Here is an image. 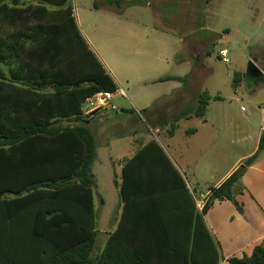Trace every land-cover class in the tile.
Segmentation results:
<instances>
[{"label": "trees", "instance_id": "1", "mask_svg": "<svg viewBox=\"0 0 264 264\" xmlns=\"http://www.w3.org/2000/svg\"><path fill=\"white\" fill-rule=\"evenodd\" d=\"M241 77L235 75V87ZM192 80V71L159 79L178 81L184 89ZM117 90L81 33L70 0H0V264H219L218 245L205 216L217 201L237 203L244 173L264 150V131L258 151L222 184L209 189L203 210L188 213L174 239H167L172 228L160 225V212L149 204L141 214H150V221L131 226L129 206L136 200L128 189L131 171L153 176L165 174L169 167L184 187L159 143L149 142L124 166L125 211L98 252L93 172L97 138L86 124L62 122L81 119L87 99ZM214 100L222 97L200 92L195 102L189 101L167 120L169 136L179 121L204 118ZM161 103L159 99L142 112L155 115ZM144 190L142 196L166 189ZM180 190L192 201L189 189ZM133 230L148 238H133ZM227 264H264V244L250 256L229 258Z\"/></svg>", "mask_w": 264, "mask_h": 264}, {"label": "rangeland", "instance_id": "2", "mask_svg": "<svg viewBox=\"0 0 264 264\" xmlns=\"http://www.w3.org/2000/svg\"><path fill=\"white\" fill-rule=\"evenodd\" d=\"M70 1L93 50L105 63L117 68L119 80L132 79L139 73L141 65L150 63L149 60L168 48L172 57L179 60L185 56L192 63L175 67L172 72L184 75L192 71L195 78L191 81V86L194 84L195 87L193 94L206 91L213 97H222V100L210 102L204 118L179 121L173 140H170V125L166 122L174 115V110L169 111L165 98L156 114L150 116L142 111L159 98L147 101L148 98L139 94V109L132 112L133 116L126 111L131 108L128 98L114 97L111 103L118 107L119 113L91 121L94 130L97 127L115 129L117 135L98 134L101 136L98 143L100 159L109 160L110 156L126 154L132 148L133 136L138 140L154 138L163 145L171 144L170 150L178 154L185 148L194 151L207 130H202L200 136H192L187 130L200 127L204 120L216 127V151L219 153L211 155L212 160L203 152L201 155L197 151L193 153L195 159L201 156L204 168L209 167L208 163L212 166L213 160L217 165L222 164L225 151H230L231 158L237 159L255 148L259 141L257 132L264 124V0H121V5L109 4V0ZM224 49L228 51L227 61H223L221 54ZM251 62L262 70L263 78L248 74ZM237 73L243 77L235 87ZM130 84V91L136 93L135 82ZM122 87L129 95L127 85ZM195 95L189 100L195 102ZM83 108L86 111L91 106L85 104ZM227 122L232 124L230 130ZM133 131H137V135L132 134ZM127 132L131 134H125ZM99 167L96 163L97 171ZM192 190L197 198H201L200 191L206 189ZM120 193L121 190L102 173L99 189L95 192L99 231L105 225H111V211L115 212ZM100 196L105 203H99ZM101 240L102 236L97 240L96 248Z\"/></svg>", "mask_w": 264, "mask_h": 264}, {"label": "crops", "instance_id": "3", "mask_svg": "<svg viewBox=\"0 0 264 264\" xmlns=\"http://www.w3.org/2000/svg\"><path fill=\"white\" fill-rule=\"evenodd\" d=\"M50 9H56L55 7L49 6ZM75 16V14H74ZM76 18V17H75ZM77 21V19H76ZM79 29L86 39L89 48L96 55L97 59L102 64L106 73L109 74L116 85L118 90L114 92V97H126L130 101L131 108L128 110L137 111L138 95H143L148 98L147 101L151 99H163L165 98L169 103V111L174 110V113L185 107L190 101L189 98L195 90L194 84L187 89L183 88L182 83L178 81H163L160 82L159 79L173 76V77H183L188 74H178L174 73V68H179L182 65H191L192 63L185 56H181L180 59L172 57L169 49L163 54H159L154 57L153 60H149L148 64L141 65L139 67V73L135 75L132 79L125 78L119 80L117 78V73L119 71L114 66L111 67L104 60H102L97 53L93 50L88 37L85 35L77 21ZM177 60V61H176ZM198 61V60H197ZM140 65V64H139ZM144 66V67H143ZM121 73V72H120ZM163 73V74H162ZM133 81L136 84L137 92H131V84ZM195 80H192V82ZM127 85V90L130 92L128 95L122 85ZM85 85H88L86 83ZM123 90L125 95H119V91ZM198 94L195 95L197 97ZM113 97V98H114ZM94 101L95 97L89 98ZM88 100V99H87ZM87 100L82 105L83 115L78 121L64 120L62 124H86L91 128V121L96 118H101L115 112L118 114V107L114 105L115 108L111 106H100L98 102L86 111L83 106L87 103ZM113 100V99H112ZM111 100V101H112ZM264 109V104L262 106ZM135 116V114L130 113ZM88 121V122H85ZM229 121V120H228ZM228 123L230 130L232 124ZM264 123V115H263ZM215 125L204 120L200 123V127L194 129L189 128L187 132H191L192 136H200L202 130H207L202 135L201 144L197 146L194 151L189 148L183 149L179 154L177 151L170 150L171 144L163 145L154 138H149L145 140H138L135 136L132 137V148L127 150V153L118 154L117 157L110 156L109 160L100 159L99 148L97 150V159L93 165V172L96 176L97 189L100 186V177L102 173L108 176V179L112 181L116 189H122V184L124 181V166L126 163L132 159L142 148H144L152 140H156L162 147L167 157L175 167V169L180 173L183 181L184 187L181 186L179 179L174 175L173 171L167 167L166 173H156L153 176L146 175V171L135 169L131 175H129V193L135 195L136 200H134L129 206V212L131 214V223L133 229L136 225L141 224V220L150 221L151 215H142L141 211L144 210V204H149V208L154 209L156 212H160L157 220L160 225H169L172 230L167 233V239H174L175 231L181 224L186 223V215L191 211L197 212L200 210L197 208V203L202 202L205 204L209 195V189L211 187H218L222 184L234 171H236L250 156L254 155L259 148V142L262 132L264 131V124H262L260 130L257 132L259 136V141L255 148L249 151L247 154L239 158H231L230 151H225L223 163L217 165L213 160V165L209 163V167L204 168L201 164V156L195 159L194 154L196 151L201 155V152L206 154L210 160L211 155H218L216 151V135H215ZM97 138V145L100 142V137L104 134H108L111 137L117 136L114 134L115 129H99L94 130ZM156 131L159 132L157 129ZM137 131H133L132 134L137 135ZM101 135V136H98ZM130 135L131 132L125 133ZM122 136L124 134H121ZM120 135V136H121ZM176 133L170 137L173 140ZM200 140V139H198ZM233 142V141H232ZM200 143V141L198 142ZM215 143V144H214ZM200 157V158H199ZM99 164L98 171L95 169V164ZM132 170V169H131ZM193 182V185L191 182ZM130 182V181H129ZM242 183L244 189L241 193L236 195V201H217L213 207L209 210L205 216V223L210 231L214 241L218 245V250L220 254L219 264H227V260L231 257H244L250 256L253 253L254 248L259 244H264V150L259 153L256 162L247 168L244 173ZM204 185V186H202ZM142 189L148 193H152V189H166L162 190L160 193L147 194L148 196H142ZM180 189H189L192 195V201L188 199V196L184 194ZM192 189H206L205 191H200L201 198H197L195 192ZM139 199V200H137ZM99 203H105V199L100 196ZM97 205V203H96ZM126 202L124 201L122 192L118 196L117 206L115 207V212L111 211L112 223L108 227L105 225L103 230H98V239L102 236L103 240L99 241L97 251L101 252L110 237V235L117 230L119 227L124 211ZM97 208V207H96ZM97 226H98V216H97ZM133 238L146 239L147 236L144 233L132 232Z\"/></svg>", "mask_w": 264, "mask_h": 264}, {"label": "built area", "instance_id": "4", "mask_svg": "<svg viewBox=\"0 0 264 264\" xmlns=\"http://www.w3.org/2000/svg\"><path fill=\"white\" fill-rule=\"evenodd\" d=\"M221 54H222V56H223V61H227L226 56H227V54H228V51H227L226 49H224V50L221 51ZM114 94H115V93H112V92L99 93V94L96 95V102H98V104H99L100 106H103V107H105V106H111V107L115 108L114 105H112V103H111V100L113 99ZM118 94H119V95H122V96L125 95V93H124L123 90H120ZM96 102H94V101L91 100V99H88V100H87V103H88L90 106H94V105L96 104ZM204 205H205L204 203H202V202H198V203H197V208H198L200 211H202L203 208H204Z\"/></svg>", "mask_w": 264, "mask_h": 264}, {"label": "water", "instance_id": "5", "mask_svg": "<svg viewBox=\"0 0 264 264\" xmlns=\"http://www.w3.org/2000/svg\"><path fill=\"white\" fill-rule=\"evenodd\" d=\"M248 74L253 77V78H257L260 79L261 76L263 75L262 70L256 65V63L251 62L249 64L248 67ZM263 115H264V111H263Z\"/></svg>", "mask_w": 264, "mask_h": 264}]
</instances>
